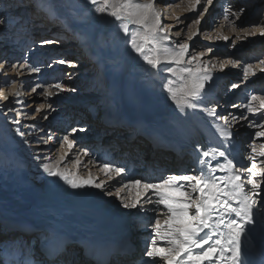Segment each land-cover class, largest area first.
<instances>
[{
	"label": "bare ground",
	"instance_id": "obj_1",
	"mask_svg": "<svg viewBox=\"0 0 264 264\" xmlns=\"http://www.w3.org/2000/svg\"><path fill=\"white\" fill-rule=\"evenodd\" d=\"M163 1L164 0H156L157 7L161 13L164 11L166 14L164 20L161 16L163 23L175 22L177 21V17H179V21H183V17L185 18L184 20H187L190 16L193 17L197 14L200 5L203 3V0H201V4L193 11L189 7L180 9L179 6V8H177L173 5L172 0V5L165 4L163 9V6H161ZM176 1L177 0H175V2ZM186 1L185 5L188 6V0ZM139 2L145 3L147 0H139ZM2 3H4L3 8L9 6V10L12 11L8 20L13 33L11 38L5 41V44H0V53L4 50L11 49L9 54L12 56L14 54L21 55V50L24 45L27 47V45L31 46L32 44L33 46V42H35L34 46L39 49V53L38 55L35 53L32 54V57L34 58L33 60L35 61L33 68L37 69L36 71L41 70L42 73H38V76H40V82L49 83L56 79L64 80L63 84H61L62 89H57L52 86L49 89L46 88V93L49 91L52 92V95L49 96L50 100L58 99L55 100V102L53 101L51 108L53 107L56 109V107H59L62 103L67 104L64 107L65 112L58 113V111L55 110V114L50 118L51 123L46 122L44 124V130L40 132V136H42L43 140L35 139L33 137L34 135L29 136L28 138H23L25 135H21L18 123H15L17 120L14 118L17 113L11 110V105H13V99H16L17 97L13 94L19 92L20 95L18 96V99H16V111L19 112L18 115L21 117L22 113L26 111L24 109V104L26 103L25 89L18 85L15 87L13 86L10 91L7 86V89L3 87V90H1L8 99L0 100V147L9 151L13 155L14 161L18 164V174L16 175V180H13L10 176L12 161H10V163L8 161H6L7 163L0 161L1 229L4 228L5 225L17 226L20 223H26L28 220L40 217L44 218V215H47L49 210L53 212L52 209H63L65 205L63 206L61 203V205H59V202L55 200L56 198L54 197L57 194L55 190V187H57L56 183L62 182V193H60L59 198L57 195V199L63 200L71 206L69 209L64 208L66 210H64V212L68 214L70 212L78 211V214L82 217V224H88L98 218V223H102L105 226H114L119 229H117L118 231L122 232L128 224L131 226L134 225L133 227L136 228L138 235H140L139 238L146 239L149 235L148 233L152 230L145 223L146 216L149 212L155 209L156 206L145 204L143 209L138 205L139 208L136 211H134V209H125L115 193L125 182L134 179H140L142 182H156L162 176L178 174V170L172 169V161L175 156L173 152L170 151L167 143L162 144V142L166 140L159 138L152 132H149L146 136L145 134L147 132L138 128V125L130 127L127 122L129 118H132L137 123L148 122L150 124H155L158 120L167 123H171L172 120H175L176 126L183 129L186 132L184 133L186 136L191 135V137H189L191 144L197 145V142H202L203 138L199 135L202 133L208 141H211L212 147L219 148L220 151H225L229 158L233 159V162L237 164L238 168L247 164L246 158L243 156L244 151L241 152L239 150L238 144L239 138L241 139L240 141H243L244 138L240 137L242 135L235 137L233 134L235 130L238 131V134H241L240 131H243L244 126L239 127V125L246 124L245 126H249L250 128V126H254V121L260 120L262 115L261 112H258L255 115L248 113L243 105L253 94L258 96L264 95V78H261L260 74H258L260 70L258 71L257 68H255V62H252L251 64L253 65V71H255L256 75H249L246 80H244V85L239 84L240 76L243 75V72L242 74L241 71L236 73V69L239 68V66H243V68L245 67L244 62L249 53L247 54V52H244L240 54L238 60L236 59V56H232L227 60H222V58L219 57L222 52L220 53L218 51L213 54L214 57L205 60L204 53L202 57L204 64L209 67H211V65H216V67L211 70V80H216L217 78L215 77L220 75L227 77L228 74L226 73V70L224 72V69H230V71L235 72L232 76L227 78L228 82L226 80L224 83L226 84L224 88L228 89L226 95H231L230 102H232V104H220L219 101L210 104L213 105V107L220 106L218 115H229L230 125L225 126L224 122H222V125L215 124L210 126L205 124L201 112L195 113V115L188 112L187 116L184 114L182 117H175L171 108L170 110H167V103L168 101H171V98L163 85L167 80H173L177 85L180 81L172 76L171 73H160L157 72V70L151 69L139 54L132 50L130 43L131 36L124 34L120 27V22L116 21L114 17L108 15L107 12L101 13L98 11V6L93 5L91 0H0V7ZM262 4H264V0H231L230 9L232 12H236L240 9H243V12L239 19H236L228 13L229 18L228 20H225L224 15L227 13L228 9H223L219 16L221 19H224V22H226L224 28L227 29L229 26L233 28V24L230 23L233 20L235 21V26L256 21V13L251 17L250 12L247 9L244 10V8L249 6L251 11H255L261 7ZM211 5L212 2L207 8L208 11ZM47 8L50 9V11L47 10ZM24 10H27V13L29 14L28 17L31 20L28 26L24 22L25 19L20 17ZM205 14L201 17V21L196 24L197 29L191 30L192 33L190 35L192 36V39L186 38L187 40H184L189 44V47L192 42L195 41L192 47H190V54H197V50L200 49L203 44H201V38L196 36V34L199 26L203 24ZM55 17L58 18V20H53ZM65 19L68 20L71 28H69L67 32H63L62 35L61 33L58 34L57 30L60 27H63ZM207 19L209 20V15L207 16ZM57 21V24L53 23ZM177 24L178 23L176 22L175 25ZM261 25H264V17ZM173 26L174 25H170L168 31ZM129 27L132 31L136 30V26L134 25H130ZM218 29L221 31L220 28ZM225 29L223 31L224 33H221L220 31L218 33L216 32L218 37L227 36ZM71 32H74L73 34L74 36H78L77 38L86 34L93 38L94 51L91 56H87L84 52H79L77 55L78 57L71 55V53L78 49L75 48L74 45L79 46L82 51L85 50V48H82L81 46V41L71 39L75 41L74 44L73 41L68 40L70 36H73ZM18 36H20V39L18 40H21L22 42L21 45L19 44L15 47L13 45L14 42L12 41H15V38ZM59 36L64 37L65 41L59 42ZM209 36L210 34H207V37L205 35L204 37L206 38H204V41L215 44L216 40L214 38L215 41L213 39L209 40ZM218 37L216 38L217 40L222 39ZM183 39H185L184 34H180L178 37L174 34V38H171V41L184 42L182 41ZM46 41H52V43H45ZM171 41L166 43L171 45ZM224 41H228V39ZM7 42H10L11 45L9 46ZM196 42H199L200 44H197ZM196 44L197 46H195ZM15 48H18L16 52L13 51ZM204 49H206L205 44ZM249 51L251 58L254 59L256 55L258 56V51L259 54L264 51V42L257 48L252 47ZM209 52L212 53L213 51ZM261 59L264 60V58ZM60 60H64L66 63L61 64L59 63ZM229 61H236L237 63L233 64L229 63ZM7 62V60L0 62V65L3 66L0 67V73L12 74L6 70L8 67ZM4 65H6L5 68ZM261 65L262 67L264 66V64ZM36 71L33 72L31 69V73L28 72V74H33L34 76L37 73ZM19 75L26 76L27 73ZM23 83L25 82L23 81ZM233 84H238L239 87H243V89L237 91L239 87L234 88L232 87ZM36 89H38V87ZM67 94H70L71 97L69 96L70 98H67ZM32 95L34 94H28L27 96L32 97ZM44 96H46V94ZM39 98H41L40 95L29 98V101H35V99ZM255 103L259 106L258 101ZM237 106H240L241 108L236 111L235 109ZM49 107L50 105L46 104L45 110L47 111ZM262 112H264V110H262ZM242 114L247 115L248 118L246 121L240 118ZM123 116H126L127 119H121L119 122L118 118H122ZM233 116L239 119L233 121ZM190 117L195 120V125L191 123ZM77 120L82 128L80 132L81 136L79 137L75 135V146L71 151L68 150L66 144L65 148L62 147L61 151L64 152L65 149L62 156H66L67 161L79 159L82 162L79 167V175L87 178L90 173L93 178L97 179V182L104 181L106 183L105 190L91 187L74 190L63 180L48 176L43 170V164L49 163L50 160L48 158L42 160V157L44 156L41 157V154L43 153L42 150L39 149L40 146H30L31 144H36V141H45V134L47 135L49 132V138L46 139V143H44L42 147L51 146L53 150L55 143L58 141H54L57 132L61 131L62 128H66L67 130L71 127V124L77 125ZM100 120L103 123H101ZM6 123L8 125L11 124V126L8 127ZM118 123L125 126H115V124ZM223 127H227L232 133L230 140H224L220 135V129ZM25 128L30 131L32 129L27 127V125ZM255 128L257 129V127H254V130ZM141 132L142 136H140ZM100 135H102V137ZM59 137L60 136H57L56 138L58 139ZM31 139H33L34 142H29ZM122 143L130 146H125ZM36 147L37 150H31ZM177 149L180 150L179 148ZM171 150L175 149L171 148ZM85 152H87L88 155H84ZM47 153L51 154L53 152L48 151ZM33 155L37 156L36 160L38 164L34 165L32 172H27V163L30 162V165H32L31 162L35 160L32 159ZM99 155L102 157L100 158ZM258 158L261 159L260 157ZM130 159L133 161V166H136L137 170L135 171L138 172L127 171V167H129L128 165L130 163L128 161ZM190 159L191 158H189V160ZM222 159L223 158L221 157H217L215 160L209 158L208 162L215 164ZM67 161L65 160L61 164V168L67 170V166H72L71 172H77L76 165L74 163L67 164ZM137 161L140 163H135ZM51 162H55L52 161V157ZM191 163L192 162H188V164ZM104 164H109L112 167H123L125 172L121 174V176H113V178L109 180L101 170ZM201 167L191 166L189 167L187 174L199 172ZM148 168H151L152 170H148ZM84 170H88V172L83 174L82 171ZM36 171H40V173H36ZM244 173L245 172L241 173L242 176ZM35 180L41 182L39 187L35 186L37 182ZM248 188H250V185H246V189ZM72 190H74L73 194L70 193ZM109 190L111 192L114 191L112 192L113 195H107V191ZM263 193L264 184L261 185L260 195ZM26 194H28V197H25ZM81 195H83L84 198L81 197ZM121 195L131 198V196L135 195V190L130 193L128 189H124L123 192H121ZM149 195H151V193H149ZM47 198H49L50 201L46 200ZM81 198H83L82 200L84 201V204L82 205L79 204ZM110 198L112 201L108 200ZM159 208L161 209V212H152V216L162 215L163 206L161 205ZM254 212L255 223L246 226V230L253 239L264 247V202L259 208L254 209ZM56 214L58 213H54V215L45 218L48 222L55 221V224H62L61 222L63 221L57 219H61L64 216H57ZM91 225L92 224H90V226ZM61 228L65 229L63 227ZM107 230L108 233L106 236L115 233L113 230ZM41 232L46 231H38L34 235H30V237L34 240V238L40 236ZM66 232V240H68L70 244L74 243V248H68L67 252L75 249V256H83L85 248L81 245L79 233L73 232V230H66ZM15 234L16 233H10L7 235L3 231L0 232V237L2 239H0V250L6 248V242L8 240H11L13 237L17 238ZM76 237H78V239ZM113 237H111V239ZM75 238L77 240H75ZM134 239L135 237L131 235L126 240L115 242L112 245H103L102 255L98 256L96 261L92 262V264H133V262L137 264H147L150 258L145 255L144 251L137 249L134 245ZM29 241V245H32V239ZM39 241L40 239H37V242ZM159 244L163 246V242L159 241ZM18 246L19 247L13 244H8V254L12 255L13 252L22 253L26 251L28 243L26 241H21ZM4 252L5 251H1L0 257L4 258L6 264H13V258H10L8 254L4 255ZM67 254L64 252L59 256L62 260H65L66 264H88L90 261V259L85 258L79 262L78 259L75 260V258H73V260L69 258ZM139 255H144L146 261L140 263L141 261L139 260L143 259H139ZM37 262L40 263L41 260L39 259ZM205 264H208V262L205 261Z\"/></svg>",
	"mask_w": 264,
	"mask_h": 264
},
{
	"label": "snow or ice",
	"instance_id": "obj_2",
	"mask_svg": "<svg viewBox=\"0 0 264 264\" xmlns=\"http://www.w3.org/2000/svg\"><path fill=\"white\" fill-rule=\"evenodd\" d=\"M172 2L175 3V0ZM207 2L211 4L212 0ZM91 3L98 6V11L101 13L107 12L120 22L124 34L131 36L132 50L139 54L151 69L160 73H171L180 81L177 85L173 80H167L163 85L180 111L198 107L195 101L201 98L205 84L211 81V70L216 65L211 67L205 65L202 60L203 52L190 54L187 42L171 41L168 33L170 26L163 24L156 0H147L145 3L139 0H91ZM200 4L201 0H188V6L193 11ZM207 11V7H204L200 14ZM242 12L243 9L236 12L228 9L224 19L228 20V13L239 19ZM176 19L180 22L179 17ZM191 19L199 23L198 18ZM4 23L5 20L0 18V25ZM230 23L235 26L234 20ZM130 25L136 26V30H130ZM260 27L262 30L259 35L264 37V25ZM255 34L245 30V35ZM176 35L179 36L180 32L178 31ZM218 38L228 39L227 36ZM188 39H192V36L188 35ZM169 41L171 45L166 43ZM59 63L64 64L66 61L60 60ZM229 63L237 62L229 61ZM260 63L264 64V60ZM260 71L264 72V67L260 68ZM243 75L245 79L249 75H256L252 64H247L243 68ZM54 87L62 89L59 83ZM232 87L239 85L233 84ZM13 95L18 97L20 93L16 92ZM46 95L51 96L52 92L49 91ZM7 99L8 97L0 91V100ZM257 101L259 106L255 103ZM43 107L44 105H41V108ZM243 107L254 115L258 112L262 113L260 120L253 122L254 126L260 129L253 135L256 138L264 137V112H262L264 95H251ZM208 115L223 120L225 126L230 125L229 115H217L215 109L209 110ZM240 118L248 117L242 114ZM237 119L239 118L232 117L233 121ZM220 135L224 140H230L232 137L227 127L220 129ZM62 143L67 145L69 151L75 146V141L67 136L63 138ZM249 148L251 152L247 158L251 163L247 166L238 168L225 151L212 147L201 153L204 159L200 161L202 167L199 172L162 176L156 182L134 179L123 183L117 189L115 195L125 209H136L138 205L143 209L145 204H150L155 205L154 210L160 213L159 206H163L162 215L153 218L154 235L145 251V255L150 258L147 264H205V261L208 264H244L241 239L246 236V226L255 223L254 209L259 205L260 189L264 184V143L257 146L253 139L249 143ZM84 155L88 153L85 152ZM217 157L223 159L215 164L208 162L209 158L215 160ZM257 157L261 159L257 160ZM48 159L50 162L43 164V170L48 176L63 180L72 189L91 187L105 190L104 181L97 182L90 173L87 178L79 175V167L82 163L79 159L73 161L77 172H69L61 168L66 156H60L55 162H51L50 157ZM101 170L109 180L125 172L123 167H112L109 164H104ZM242 172H247L248 175L244 177ZM246 185H250V188L246 189ZM124 189H128L130 193L135 190V195L131 198L122 196L121 192ZM107 195L113 193L109 190ZM158 241H163V246L158 244Z\"/></svg>",
	"mask_w": 264,
	"mask_h": 264
},
{
	"label": "rangeland",
	"instance_id": "obj_3",
	"mask_svg": "<svg viewBox=\"0 0 264 264\" xmlns=\"http://www.w3.org/2000/svg\"><path fill=\"white\" fill-rule=\"evenodd\" d=\"M186 2H187L186 0H177L175 3H173V5H175L177 8H179V6H180V9H184L186 7H189V6H186L185 5ZM165 4H167V5L170 4V6H171L172 5L171 4V0H164L162 2L161 6H163V9H164V5ZM230 4H231V0H213L212 1V5H211L209 11H207V13L204 12L203 14H200L202 8H204V7H207L208 8V6H209L207 0H203V3L200 5V8L197 11V14L195 16H193V17L190 16V17H188L187 20H184L185 18L183 17V19H182L183 21L180 20V22L175 21V22H172V23H163V24L164 25L167 24L168 26L174 25L168 31V33H169V35H170L171 38H174V34H176L179 31L180 34H184V38L185 39H183L182 41H184V40L186 41L187 40L186 38H188V35H190L192 33L191 30L197 29L196 28V24L197 23H195L193 21V19H191V18H198L199 19V22H200L201 21V17L206 13L205 14V17L203 19V24L200 25L199 28H198V30H197V33H199V34H196V36H198V37L201 38V44L203 43L201 45L200 49L197 50V53H199V52L205 53V56H204L205 57V60H207L208 58L211 59L212 57H214L213 54L215 52H217V51L220 52V53L222 52L221 55L219 56L220 58H222V60H224V59L227 60V59L231 58L232 56H236V59L238 60L240 58L239 57L240 54H242L244 52L245 53L247 52V54L249 53V55H247V59L244 62L245 66L247 64H251L252 62H255L256 63L255 68H257V70L259 71L260 68L262 67V65H261L260 62L262 61L261 58H264V51L261 52V54H259V51H258L257 52L258 53V56L256 55L254 57V59H252L249 50H251L252 47H254V48L256 47L257 48L260 44H262L264 42V37H261L259 35L260 31L262 30L261 27H260V25L263 22V17H264V4H262L261 7H259L255 11H251V8L249 6H247V7L244 8V10L247 9L250 12L251 17H253L254 14L256 13V15H257L256 21H252V22H249V23L243 24V25L240 24V25L234 26L233 28L231 26H229L231 28L228 27L229 29L228 28L225 29L224 27L226 26V22H224L223 21L224 19H221L219 15L222 13V10L223 9H230V6H231ZM3 6H4V3L1 4V7L2 8L0 7V18H2V19L5 20V23L2 24V25H0V30H1L0 31V44L1 45L2 44H5L6 43L5 41L6 40H9L11 38V36H12V33H13V31L10 28L11 25L9 24V20H8V18L10 16V13L12 11L9 10V8H8L9 6H7L6 8H3ZM47 10L50 11V9H48V8H47ZM26 12H27V10H24L23 13H26ZM208 15H209V20L207 19V16ZM161 16L163 17V20H164V18L166 17V14H165L164 11L161 13ZM20 17H22V14H21ZM56 19L58 20V18H56ZM29 20L30 19H28L27 21H29ZM176 22L178 23L177 25H175ZM216 22H218V23H216ZM219 22H220V24H219ZM57 23H58V21L55 22L54 24H57ZM218 28H220L221 31ZM224 29L226 30L225 33L227 34L228 41H224L223 39L217 40L216 38L218 37V35L216 34V32L218 33L220 31L221 33H224L223 32ZM245 30H247V32H254L256 34L254 36H252V35H245ZM207 34H210V36L208 37L209 40H211V39L214 38L217 42L214 39L213 40L215 41V44L205 42L204 41V38L207 37ZM205 35H206V37H204ZM18 39H20V36H18L17 38H15V41H12V42H14L13 45L15 47L18 46L19 44L21 45V42L22 41L21 40H18ZM256 40H257V42H256ZM199 42H196V43L197 44H200ZM7 43L9 44V46L11 45L10 42H7ZM194 43H195V41L192 42V44L190 45V47H192V45ZM34 44H35V42H33V46L31 44V46L30 45H27V47H26V45H24V47L21 50L22 51L21 52V55H15L14 54L12 56L11 54H9V52L11 51V49L10 50H4V51H2L0 53V60L1 61H3V60H5V61L7 60L8 61L7 62V66L8 67H7L6 70H8V72L12 73V74H5V73H2V72L0 73V91L3 90V87H5V89H7V87H8V89L10 91V89H12L13 86L15 87V86H18V85H19V87L21 86L22 88L25 89L24 91L26 92V95H25L26 103L24 104V106H25L24 109L26 111L22 113L21 117H19V115H18L19 112L16 111L17 110V107H16V104H17L16 99H18V97H16V99H13V105H11V110L13 112H16L17 113V114H15V118L14 119H16L17 121H19V123H18L19 130L21 131V133H23V136L25 135L23 138H26V137L28 138L29 136H33L34 135L33 137L35 139L37 138L38 140H43L42 139V136H40V132H42L44 130V124L46 122L51 123V119L50 118L55 114V112H54L55 110H57L58 113H63V111L65 110L64 107H65V105L67 103H62L59 107H56V109L53 108V107L51 108V106L53 105V101L55 102V100H58V99H52V100H50L49 99V95L44 96L46 94V90H47L46 88L49 89V88H51V86L54 87V85L57 84V83L63 84L64 80H62V79H56L55 81L53 80V81H51L49 83H42V82H40V76H38V73L39 74L42 73L41 70L36 71L37 73L34 76H33V74L32 75L31 74H28V72L31 73L30 71H31V69H33L34 64H35V61L33 60L34 58L32 57L33 56L32 54L35 53L36 55H38V53H39L38 52L39 49L36 46H34ZM197 44L195 46H197ZM204 44L206 45V49H204ZM17 49L18 48H15L13 51L16 52ZM19 49H21V48H19ZM209 49H212L210 51H213V52L212 53L209 52ZM25 65H27V67ZM5 66L6 65H4V68H5ZM28 69H29V71H28ZM233 69H234V67H233ZM2 70H4V69H2ZM225 70H226V73L228 74V76L225 77V79L228 82V79L227 78L230 77V76H232L235 72L230 71V69H224V72H225ZM239 71H241V74H242V72H243V66H239V68L236 69V73H238ZM21 72L22 73H27V75L26 76L19 75V74H22ZM229 73H232V74H229ZM3 74H5V75H3ZM258 74H260V77L261 78H264V73L263 72L259 71ZM23 78H25V79H23ZM63 78H65V77H63ZM226 80H225V82H226ZM244 80H246V79L244 78L243 75H241L240 76V80H239V84L244 85L245 84L244 83L245 82ZM23 81L25 83H23ZM8 82H10V83H8ZM37 87H38V89H36ZM242 89H243V87H241V88L239 87L237 89V91L242 90ZM28 94H34V95H32V97H37L38 95H40L41 98L35 99V101H29V98H32V97H28L27 96ZM69 96L71 97L70 94H67V98ZM172 103H173L172 100L171 101H168V103H167V106H168L167 108L168 109L167 110H170V108L172 106ZM46 104L47 105L48 104L50 105V107H49V109H47V111L45 110L46 109ZM230 104H232V102H230L229 105ZM41 105H44V107L41 108ZM37 109H39V111H37ZM66 114H67V111H66ZM23 116H24V118H23ZM45 116L47 117L46 119L44 118ZM18 118H20V119H18ZM244 120L246 121V119H244ZM78 122L79 121L77 120V125H72L71 124V127H69L67 130H66V128H62L61 131L57 132V136H60V137L58 139L56 138L57 136L55 137V140L54 141H56V140H58V141H57V143H55V147H53L54 148L53 150H52L51 146H49V147H42L44 145V143H46V139L49 138V135H48L49 132L47 133V135L45 134V137H44L45 138L44 139L45 141H39V142L36 141V144L34 143V144H31L30 146H32V145L40 146L39 149H41L42 150V153H43V154H41V157L44 156V157H42L43 158L42 160H44L46 158H49V157L50 158L52 157V161H56L65 152V149H64V152L61 151L62 150V147L65 148V144L62 143L63 138L65 136H67L69 139L75 140V138H76L75 135H77L79 137L81 136L80 135V132H81V129L82 128L80 127V125L78 124ZM100 122L103 123L101 120H100ZM15 123H16V121H15ZM26 125H27V127L32 128L31 131L29 129H26L25 128ZM245 125L246 124L239 125V127L240 126H244L243 131H240L241 134H238V131L235 130V132H234L233 135L235 137L238 136V135H242L240 137L241 138L242 137L244 138L243 141H240L241 139L239 138L238 144H239V150L241 152L244 151L243 152L244 153L243 156L246 158L247 164L245 166H247V165H250V163H251V161H249L248 158H247L248 155H249V153L251 152V149L249 148V143L253 139H255L257 146H259L261 143H264V138H262V137L256 138L253 135L255 132L259 131L260 129H258V128L256 129L255 128V130H254V127L255 126H250V128H249V126H245ZM30 134H32V135H30ZM32 141H33V139H31L29 142H32ZM31 150H33V151L34 150H37V147L34 148V149H31ZM48 151L49 152H53V153L48 154L47 153ZM8 152L9 151H6V150H4L3 148L0 147V161H3V162L8 161L9 163H10V161H12L11 167H10V170H11V175L10 176H11V178H13V180H16V177H17L16 175L18 174L17 173L18 164L16 163V161H14L13 155L10 152L9 153ZM2 153H3V155H4L5 158H2L1 159V154ZM36 158H37V156L36 155H33V158L32 159L33 160L35 159V160L33 162H31L32 165H30V162L27 163V170H28L27 172H32V168L34 167V165H37L38 164ZM257 160H259L258 157H257ZM66 161H67V159H66ZM73 161H74V159L68 160L67 161V164H69V163L72 164ZM6 163H4V164H6ZM67 167H68L67 171L71 172L72 166L71 167L67 166ZM86 172H88V170L82 171L83 174H86ZM36 173H40V171H36ZM247 175H248V173L245 172L243 176L246 177ZM25 181H27V180H25ZM35 181H37V180H35ZM40 184H41V182L40 181H37L35 186L39 187ZM56 185H57V187H55V190H56V193L57 194H56V196H54L56 198L55 200H57L59 202V205H61V204L63 206L65 205L64 206L65 209L71 208V206H69L67 202H65L63 200L57 199V195H58V198H59L60 193H62V187L61 186L63 185V183L62 182L56 183ZM74 190H72L70 193L73 194L74 193L73 192ZM112 192H114V191H112ZM25 197H28V194H26ZM81 197L84 198L83 195H81ZM83 198H81V200L79 201V204L80 205L84 204L83 203L84 201L82 200ZM46 200H49V198H47ZM108 200L109 201H112L111 198L108 199ZM263 202H264V193L262 195H260L259 205H258L257 208H259V206H261ZM64 208H63V210H65ZM138 208H139V206L136 209H134V211H136ZM152 212H155V210L153 209L151 212L148 213V215L146 216L145 223L147 224V226L149 228H151L153 230L152 223H153V218L155 216H152ZM61 215L64 216V217L61 218V219L60 218L57 219V220L63 221V222H61L62 223L61 224L62 225L61 227L65 228L68 231L73 230V232H78V229L80 227V224H82L81 222H83L82 221V217H80V215L78 214V211L70 212L68 214L66 213L64 215L61 214ZM74 215L76 216V218H74ZM98 222H99L98 221V218H96V219L93 220V222H89L88 224H82V225H85L84 226L85 227L84 229L87 228L86 229L87 231H92L96 227H99L100 225L106 227L109 230H113V232H117L119 230L118 228H116L114 226H111V225L105 226L104 224H102V223L100 224ZM102 222H104V221H102ZM90 224H92V225L90 226ZM90 227H92V228H90ZM133 228H135V227H133ZM152 230L148 233L149 235L147 236L146 239L138 238V239L142 240V243H143V245L142 244L140 245L139 243L136 244V247H137L138 250L140 249L141 251H144L145 252L146 249H147V247L150 246V239L154 235V232ZM135 231H136V234L138 235L136 228H135ZM138 236H140V235H138ZM160 242H163V241H160ZM158 244H159V241H158ZM163 244H164V242H163ZM71 256H73V255H71ZM138 258L139 259H143V260H139V261H141L140 263H142L143 261H146L145 260L146 257L144 258V255H139ZM133 264H137V263L133 262Z\"/></svg>",
	"mask_w": 264,
	"mask_h": 264
}]
</instances>
